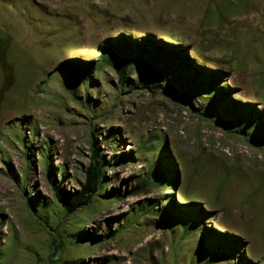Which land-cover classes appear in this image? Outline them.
<instances>
[{
  "label": "rangeland",
  "instance_id": "obj_1",
  "mask_svg": "<svg viewBox=\"0 0 264 264\" xmlns=\"http://www.w3.org/2000/svg\"><path fill=\"white\" fill-rule=\"evenodd\" d=\"M149 36L212 82L152 88L126 52L122 84L102 48ZM93 138L117 197L65 216L49 176L79 189ZM164 146L177 183H143ZM0 264H264V0H0Z\"/></svg>",
  "mask_w": 264,
  "mask_h": 264
},
{
  "label": "trees",
  "instance_id": "obj_2",
  "mask_svg": "<svg viewBox=\"0 0 264 264\" xmlns=\"http://www.w3.org/2000/svg\"><path fill=\"white\" fill-rule=\"evenodd\" d=\"M153 48L157 49L158 52L154 51ZM150 51H154L156 54V56L152 60L150 59V57H147L148 55H150V53L153 54ZM126 52L132 54L135 57V61L138 64L139 69L141 70L139 73L141 81L144 80L143 79L144 64L145 62L149 61L150 63L149 71H148V75L145 78L149 83H151L150 87L152 88L160 87L161 84L160 81L164 78L166 71L167 72L172 71L171 73L176 74L177 77L180 76L179 85L184 86L186 88L188 87L187 91L190 94L196 93V90L194 89L195 83L199 82L198 84H200V81L207 80L208 81L207 85H208L210 84V82H212L210 81L212 79V76L206 75L204 71L193 65L190 62L188 55L183 54V52L180 50H174L171 47H166L164 45H157L156 42L153 41L152 37L149 36L135 43H132L128 39H121L120 41L117 40L111 41L107 47L102 48L101 50L102 61L104 62L105 65L112 67V69L118 74L122 84H124L127 81V77H128L127 72L130 69L132 60L134 59L131 56H125L124 53ZM172 54L176 55L179 63L183 65L184 69L181 70L182 72H179V70L175 67L173 69L166 67V64L172 58ZM162 57H167V58L163 61ZM84 66L86 67V69L82 71H86V72L83 73L79 70V65H77V63H67L68 78L73 80L76 84H79L81 79L87 80L90 77H92V72H93L92 69L94 68L93 63L86 62L84 63ZM157 68L160 71V76L156 77L155 80H152V76ZM182 73H186L188 75L186 77H181ZM190 79L193 82L190 81ZM216 86H218L217 88H219L218 83L216 84ZM249 109L250 112L253 110V108L251 107H249ZM220 120L224 122V120L222 119ZM91 149H92V155L90 157V162L85 170L86 180L79 189L68 191L63 188L62 184L57 181L54 175L49 176L50 177L49 179L53 184V190L55 192V196L58 199V201L61 203L65 216L72 215L81 208L91 205L98 197H102L105 200L113 199L117 197V195L113 191H105L103 193L101 192L102 188L107 186L108 183L107 180L108 178L106 176V169L109 167V162H107L106 158L99 152V145L97 144V140L94 138L91 142ZM152 150H154L155 152L158 151L159 156L158 159L153 161V166L150 169V174L148 175L145 174L146 177L143 183L156 185V186H166V187L168 185L175 186L178 179V171L175 162L168 155L166 146L160 148L155 147V149ZM197 204L198 203L196 201L190 202L188 205H186L188 206L187 207L188 209H185L184 212L187 211L188 213H190L194 211L193 214H196L198 217L201 216L199 212H196V210H200L201 213V209H202L201 207H197L198 206ZM165 205H166V209L171 208L170 202L169 203L166 202ZM36 211L39 213L38 210ZM39 214L42 216L41 213ZM196 215H192V216L195 217ZM200 221L201 220L194 223L192 222V224H187L186 227L199 228L201 226ZM76 236H79V239L90 242H100L102 237V236H97L95 233H91V232H86V233L82 232L80 234H77ZM108 236L109 234L106 237ZM208 246L209 245H207V247ZM210 247H214V246H210ZM221 247H225V245L221 243L220 248ZM220 248L215 249L214 256H217ZM209 251L210 250L209 249L206 250V248L201 249V254H207V252ZM227 256L229 257L232 256L231 252L223 253V256L221 257H227ZM210 260L214 261V258Z\"/></svg>",
  "mask_w": 264,
  "mask_h": 264
},
{
  "label": "built area",
  "instance_id": "obj_3",
  "mask_svg": "<svg viewBox=\"0 0 264 264\" xmlns=\"http://www.w3.org/2000/svg\"><path fill=\"white\" fill-rule=\"evenodd\" d=\"M228 151V150H227Z\"/></svg>",
  "mask_w": 264,
  "mask_h": 264
}]
</instances>
